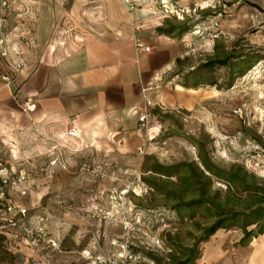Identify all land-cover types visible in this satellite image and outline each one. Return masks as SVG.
Here are the masks:
<instances>
[{"label": "rangeland", "instance_id": "1", "mask_svg": "<svg viewBox=\"0 0 264 264\" xmlns=\"http://www.w3.org/2000/svg\"><path fill=\"white\" fill-rule=\"evenodd\" d=\"M121 3L130 21L144 9L138 19L163 17L184 39L182 58L154 85L173 92L158 88L151 100L146 127L156 136L125 165L66 138L43 146L26 136L13 147L0 136V264H176L192 243L201 256L207 241L198 239L217 205L238 212L227 232L244 233L246 220L255 232L264 227V204L250 193L241 197L215 174L193 177L188 191L182 179L200 173L205 156L215 167H241L264 187V0H137L132 10ZM106 16L100 0H0V80L32 70L51 43L65 53L105 27ZM229 52L249 55L204 66ZM177 84L185 103H174ZM199 198L211 204L178 206Z\"/></svg>", "mask_w": 264, "mask_h": 264}, {"label": "crops", "instance_id": "2", "mask_svg": "<svg viewBox=\"0 0 264 264\" xmlns=\"http://www.w3.org/2000/svg\"><path fill=\"white\" fill-rule=\"evenodd\" d=\"M100 6L107 14L105 27L63 54L51 43L32 70L10 83L0 80V136L6 144L15 147L17 141L24 144L26 136L34 135L43 146L50 138H66L86 151L114 153L125 165L136 162L131 153L146 138L156 136L155 126L146 127L140 115L147 107L152 113L155 105L147 100L154 101L158 88L173 93L170 85H154L182 58L184 39L160 30L163 17L145 13L138 19L144 9L134 11L130 21L121 0H100ZM136 22L141 24L137 32ZM135 33L153 49L138 51ZM178 85L174 103H185L184 88ZM32 103L36 107L30 110L27 105ZM73 126L79 135L68 133ZM243 236L219 229L203 246L196 264H264V234L246 242L241 241Z\"/></svg>", "mask_w": 264, "mask_h": 264}, {"label": "trees", "instance_id": "3", "mask_svg": "<svg viewBox=\"0 0 264 264\" xmlns=\"http://www.w3.org/2000/svg\"><path fill=\"white\" fill-rule=\"evenodd\" d=\"M264 10V9H262ZM177 28L176 27H161L160 30L163 32L167 33H173ZM187 29H183L180 31V33L185 32ZM249 55V54H248ZM248 55L240 52V53H235V52H229L227 53L224 57H215L207 60L204 66L208 67H215L216 65L220 66H233V64H238L240 63L238 59L242 56L247 57ZM264 56H261L259 59H262ZM235 59H237L235 61ZM242 62V61H241ZM212 84H216V82H211ZM201 164L202 167H200V173L196 174H189L188 171H185L183 179V183L185 184L186 188L184 189L185 191L187 190H193L194 186L196 184V181L192 180L193 177L195 176H206V178L210 181L211 180V174H215L219 178L225 180L230 187L236 186L240 191L241 194L240 196H243V193H250L254 197H256L255 202H260L264 204V187H260L253 182H249L247 177L249 176L248 172L243 170L241 167H238L237 170L235 168H232L231 170H227L221 167H215L205 156L201 157ZM171 167H165L163 165H157L153 167L155 172L158 173H163L166 175H171L168 170ZM194 169V168H193ZM166 170V173H165ZM207 173H206V172ZM205 192H203L204 196ZM206 204H211L210 200L206 198H199V199H192L191 201H187L186 203H181L179 204V208L181 206L187 205L189 208H194L195 206L199 205H206ZM217 210H218V217L217 219L212 222L210 225L204 228V233L203 235L198 239L199 242H206L209 241L210 238L216 234V232L219 229L222 228H229L227 221L229 219H235L236 216L238 215V212L233 214V211H226V209H223L222 206L217 205ZM260 212V211H259ZM250 214V213H249ZM260 214V213H259ZM255 223V221H248L246 220L241 227L244 232V236L242 237L241 241L246 242L250 237L254 235H259L264 233V227H260L256 232L254 231L253 228H249L251 224ZM183 256L180 257V259L177 260L176 264H196V260L200 257V252L198 250V244L197 243H192L191 245H188L184 248L183 251ZM161 264V260L158 261Z\"/></svg>", "mask_w": 264, "mask_h": 264}, {"label": "built area", "instance_id": "4", "mask_svg": "<svg viewBox=\"0 0 264 264\" xmlns=\"http://www.w3.org/2000/svg\"><path fill=\"white\" fill-rule=\"evenodd\" d=\"M122 1L129 8V10L136 8L137 0H122ZM140 28H141V24L139 22H136L134 24V30L137 32L140 30ZM135 43H136V48L138 51H151L153 49V46L145 44L144 41L142 40V38L140 36H138V34L135 35ZM162 77L163 76L160 75L159 79H161ZM6 78L9 79V77H6ZM147 103H148V105H152L151 99H148ZM35 107H36L35 103L27 105V108L30 110L35 109ZM150 115H151V111L148 109V107L145 108V110L140 115L141 122H143L145 125H146V123L148 124ZM68 133L71 135H78L79 130L76 126H73L69 129ZM126 263H127V260H124V261H122L121 264H126Z\"/></svg>", "mask_w": 264, "mask_h": 264}]
</instances>
